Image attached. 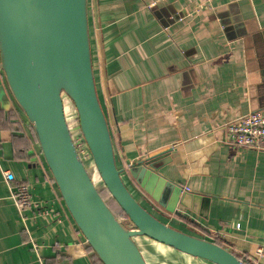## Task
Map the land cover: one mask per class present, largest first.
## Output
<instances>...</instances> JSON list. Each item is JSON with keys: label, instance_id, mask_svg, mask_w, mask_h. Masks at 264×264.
Returning <instances> with one entry per match:
<instances>
[{"label": "crops", "instance_id": "crops-1", "mask_svg": "<svg viewBox=\"0 0 264 264\" xmlns=\"http://www.w3.org/2000/svg\"><path fill=\"white\" fill-rule=\"evenodd\" d=\"M90 1L97 92L119 169L168 151L159 173L210 203L169 218L129 177L131 192L155 216L252 258L264 249V151L225 140L230 124L264 110V0ZM42 160L0 60V264H101ZM5 172L38 208L17 209Z\"/></svg>", "mask_w": 264, "mask_h": 264}, {"label": "water", "instance_id": "water-1", "mask_svg": "<svg viewBox=\"0 0 264 264\" xmlns=\"http://www.w3.org/2000/svg\"><path fill=\"white\" fill-rule=\"evenodd\" d=\"M90 4V0H0V60L6 84L37 138L42 161L85 247L102 264H149L136 243V239L147 238L210 264H246L214 240L170 222V216L186 218L179 206L196 209L199 204L208 205L210 198L184 193L180 185L159 173L167 165L163 161L168 151L129 163L126 172L119 169L97 92ZM65 98L76 111L80 134L102 182L133 228L110 209L82 162L66 116ZM124 177L132 178L150 203L169 218L147 210Z\"/></svg>", "mask_w": 264, "mask_h": 264}, {"label": "built area", "instance_id": "built-area-1", "mask_svg": "<svg viewBox=\"0 0 264 264\" xmlns=\"http://www.w3.org/2000/svg\"><path fill=\"white\" fill-rule=\"evenodd\" d=\"M201 8L198 7L197 13L201 11ZM74 142L80 156L89 152L86 142L81 134L74 139ZM225 143L235 148L264 151V110L251 113L238 122L230 124L226 128ZM81 147H85L83 149L84 151ZM4 176L6 182L9 184L11 198L14 200L17 209L21 213L32 208H38L36 202L32 199L28 185H13L16 182V178L9 172H5ZM120 219L128 228L134 227L126 217ZM241 260L246 264H264V249L259 248L252 258Z\"/></svg>", "mask_w": 264, "mask_h": 264}, {"label": "rangeland", "instance_id": "rangeland-1", "mask_svg": "<svg viewBox=\"0 0 264 264\" xmlns=\"http://www.w3.org/2000/svg\"><path fill=\"white\" fill-rule=\"evenodd\" d=\"M65 104L66 116L70 125V130L72 131L74 139H76L80 135L77 114L69 99L65 98ZM84 148L85 147H81L82 150ZM81 160L83 161L84 165H86L85 167L90 176L93 178L92 180L93 182H95V186L100 191L103 199L107 202L110 209L115 213V215H119L120 210L118 204L112 199L110 193L102 182L90 153L84 154L81 157ZM186 232L193 234L190 230H186ZM141 241L144 242L147 247L144 249V251L142 249L141 250L144 253V256L149 264H210L199 259H193L188 256L182 255L174 250H171L170 248L163 247V245L161 244L160 246L158 245V243L150 239L143 238V240H140L139 242Z\"/></svg>", "mask_w": 264, "mask_h": 264}, {"label": "trees", "instance_id": "trees-1", "mask_svg": "<svg viewBox=\"0 0 264 264\" xmlns=\"http://www.w3.org/2000/svg\"><path fill=\"white\" fill-rule=\"evenodd\" d=\"M124 179H125V177H124ZM125 180H126V179H125ZM126 183H127V185L129 186L127 180H126ZM118 207H119V206H118ZM119 210H120V213H119V215H116V216H117L118 218L126 217L125 214H124V212L121 210L120 207H119ZM216 243L222 246L221 242H216ZM158 245H160V244H158ZM167 248H168V247H167ZM90 250H92V249H90ZM171 250H172V249H171ZM239 258H240V257H239ZM240 259H242V258H240ZM101 264H102V263H101Z\"/></svg>", "mask_w": 264, "mask_h": 264}, {"label": "bare ground", "instance_id": "bare-ground-1", "mask_svg": "<svg viewBox=\"0 0 264 264\" xmlns=\"http://www.w3.org/2000/svg\"><path fill=\"white\" fill-rule=\"evenodd\" d=\"M88 153H89V152H87V153H84V154H88ZM84 154H83V155H84ZM83 155H82V156H83ZM82 156H81V157H82ZM91 157H92V156H91ZM82 162H83V161H82ZM85 166H86V165H85ZM91 178H92V177H91ZM92 179H93V178H92ZM94 184H95V182H94ZM136 243H137V242H136Z\"/></svg>", "mask_w": 264, "mask_h": 264}]
</instances>
